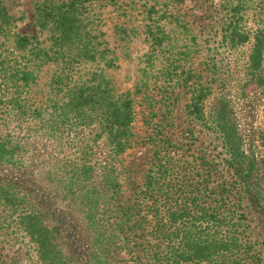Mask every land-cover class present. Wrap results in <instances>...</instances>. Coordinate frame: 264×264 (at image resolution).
<instances>
[{
	"label": "rangeland",
	"instance_id": "374dc122",
	"mask_svg": "<svg viewBox=\"0 0 264 264\" xmlns=\"http://www.w3.org/2000/svg\"><path fill=\"white\" fill-rule=\"evenodd\" d=\"M53 1L58 2L1 0L10 18L11 32L34 36L45 45L49 33L37 27L34 14L44 2ZM236 3L241 5L239 24L248 38L230 47L220 28L227 23V13ZM85 6L88 46L92 49L98 43V59L73 62L69 69L62 70V64L41 65L33 84L20 93L28 108L26 121H14L13 110L0 109V183L13 184L27 194L28 198H22L11 192L16 213L39 210L46 228L55 229L58 234L53 241L67 250L60 257L62 264L94 261L90 219L77 211L81 197L68 180L69 166L109 168L118 184L119 198L127 204L139 200L149 168H164L159 180L173 196L186 192V196L200 198L203 184L215 186L233 180L225 167L220 140L186 112L189 108L184 104L189 100L194 76L190 71L188 77L182 71L186 67L178 64L183 63L182 57L188 51L189 65L198 73L197 79L211 87L203 99V113L211 112L215 99L224 96L227 116L235 126L244 154L249 157V150H253L262 159L257 179L264 202V0H88ZM146 10H151L150 16L155 19L156 30L150 36L143 27L148 23L144 18ZM165 10L170 15H163ZM171 14L172 19L165 18ZM257 39L261 43L260 58L250 68V50ZM14 59L10 44L0 49V62L5 69L10 68L8 72ZM98 68L115 91L132 93V137L116 154H111V145L95 118H84V122L73 125L64 122L61 130L44 133L31 118L34 115L29 116L32 108L41 103L44 117L48 111L45 102L57 106L65 102L64 87L53 83V75L65 74L72 85L89 80L90 72ZM67 70L69 73H65ZM178 74L181 77L177 80ZM7 98L0 96L2 101ZM231 195L233 200H241L248 236L259 253L256 264H264V211L255 208L243 190H233ZM3 218L11 217L0 210V264H34L31 260L36 258L35 245L23 231L24 223L15 219L13 230L10 227L8 231ZM134 240L132 235L127 244L133 252H119L120 262L115 264H133V256L138 254Z\"/></svg>",
	"mask_w": 264,
	"mask_h": 264
},
{
	"label": "trees",
	"instance_id": "16d2710c",
	"mask_svg": "<svg viewBox=\"0 0 264 264\" xmlns=\"http://www.w3.org/2000/svg\"><path fill=\"white\" fill-rule=\"evenodd\" d=\"M57 1L44 2L34 14L37 27L46 29L49 33L48 42L43 45L34 36L11 32L10 18L0 0V49L10 44L11 51L15 54L11 72H8L10 68L5 69L0 62V96L8 97L5 101L0 99V109L4 107L10 112L13 110L14 121L27 120L26 99L20 93L23 88L33 84L35 73L41 65L52 62L62 64L61 70L69 69L73 62L96 60L100 56L95 46L97 42L92 49L88 46L84 22L85 2L88 0ZM170 1L181 3L183 0ZM240 8L239 3L230 7L225 18L227 23L220 28L223 40H229L230 47L243 43L248 38L239 24L242 20ZM166 11L162 14L170 15ZM151 12L146 10L144 18L148 23L143 25L144 32L149 36L156 30ZM172 16L171 14L165 18L172 19ZM250 51L252 59L249 66L252 68L253 61L259 62L260 40L253 43ZM188 55L189 51L187 56L186 53L183 55V63L178 64L179 67H186V70L182 69L184 74L187 72L188 77H191V71L194 76L189 89V100L184 104L185 108H189L186 112L191 120L198 121L205 130H212L220 140L225 167L232 174L233 180L215 186L210 182L209 185L203 184L200 198L186 196V192L181 196H173L169 193L170 188L159 180L164 168H149L139 200L127 204L126 200L119 198L118 184L109 168L84 164L69 166L68 180L72 181L71 186L78 189L81 197V205L77 211L90 219L93 264L119 263L120 258L117 256L128 248L132 235L136 239L133 247L138 251L133 256V264H256L259 258V253L253 249V242L248 236L241 200L238 197L233 200L231 193L233 190H243L249 196L248 201L258 210L264 211L262 187L257 179L258 165L262 159L253 150H249V157L244 154L235 126L227 116V99L224 96L219 95L215 99L211 112L203 113V99L208 96L211 87L197 79L198 73L192 71ZM111 63L112 61L109 65ZM213 67L214 65L211 68ZM211 68L209 67L210 71ZM172 70L173 66L169 72ZM67 71L65 73H69ZM64 75H53V83L64 87L65 102L58 106L45 102L48 111L43 114L44 117L41 116V103L32 108L29 116L31 113L34 115L31 118L36 119L44 133L61 130L64 122L73 125L84 122V118L87 121L95 118L99 130L111 145V154L123 151L132 137V93L115 91L99 68L90 72L89 80L94 81L90 84L86 83L89 80H80L79 83L69 85V77ZM176 77L178 80L181 75ZM46 136L49 137V134ZM19 140L22 141L21 138ZM14 188L13 184L0 183V210L8 218L11 217L8 220L3 218L5 230L9 231L10 227L13 230L12 223L15 225V219H19V222L24 223L23 231L35 245L36 258L31 262L62 264L60 257L67 250L57 247V243L53 241L58 233L54 228L51 231L46 228L39 210L34 213L26 209L15 212L16 204L11 203V192L22 198L28 196ZM64 196L68 197V194L64 193ZM125 251L133 252L132 248Z\"/></svg>",
	"mask_w": 264,
	"mask_h": 264
}]
</instances>
